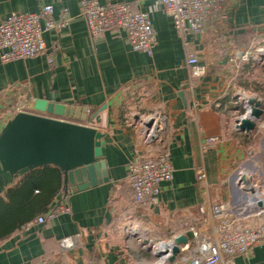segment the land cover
Masks as SVG:
<instances>
[{
	"label": "crops",
	"instance_id": "0c3cea01",
	"mask_svg": "<svg viewBox=\"0 0 264 264\" xmlns=\"http://www.w3.org/2000/svg\"><path fill=\"white\" fill-rule=\"evenodd\" d=\"M117 1L148 14L155 41L150 56L132 51L122 33L108 31L91 40L77 0H0V21L12 12L33 13L44 5L52 6L54 20L62 10L67 19L64 28L44 32V52L0 62V131L17 112H31L35 99L73 108L75 115L62 117L70 122L87 124L98 113L94 126L104 134L108 177L81 191L63 185L49 209L65 198L70 212L2 238L0 264H154L155 245L146 234L158 230L167 234L166 242L179 235L190 240L192 228L208 232L213 223L202 219L199 205L227 204L238 225L256 220L244 211L250 192L237 178L241 173L251 176L264 195V90H256L262 115L253 143L254 129L240 132L234 127L239 117H230L235 105L244 110V98L252 96L247 92L253 60L230 59L264 46V0H222L227 19L210 21L203 34L190 40L188 49L205 70L198 78L191 77L185 48L159 0H97L102 5ZM237 94L246 96L237 100ZM157 115L165 117L164 129L146 145L140 123ZM207 138L217 140L207 144ZM163 151L172 167L171 180L160 185L154 205L138 207L127 166L137 155ZM199 169L205 172L203 182L197 179ZM18 180L3 178L0 197ZM76 233L81 234L80 245L58 254L57 240ZM142 239L148 243L142 245ZM234 264H264V245L236 257Z\"/></svg>",
	"mask_w": 264,
	"mask_h": 264
},
{
	"label": "built area",
	"instance_id": "2783aa9c",
	"mask_svg": "<svg viewBox=\"0 0 264 264\" xmlns=\"http://www.w3.org/2000/svg\"><path fill=\"white\" fill-rule=\"evenodd\" d=\"M164 13L170 17L173 30L185 48V63L191 68L193 78L203 76L204 66L200 65L195 54L189 50L190 40L204 33L207 24L212 20H226L227 15L222 9V0H159ZM79 15L84 20L87 35L91 40L100 38L105 32L122 33L132 51L152 54L154 48L153 29L147 13L133 9L129 2L117 1L111 4H99L97 0H77ZM51 5L41 6L33 13L12 12L0 21V62L6 63L17 59L32 58L45 51L44 32L59 30L67 25L65 11L62 10L57 20L52 18ZM255 56L264 58V46L253 50L238 52L231 61L248 62ZM51 62V58H48ZM245 114L247 111L244 106ZM245 116V115H244ZM243 117V116H242ZM241 118V116L239 117ZM151 120L149 126L146 122ZM165 117L151 116L140 123L142 141L148 145L160 135L165 126ZM260 128H263L262 125ZM155 136V139L153 138ZM216 138H207L205 143L215 142ZM253 152L248 153V159ZM172 177V167L167 152L154 156H135L127 166L126 178L133 193L134 204L148 208L156 203L160 185ZM205 172L199 169L197 179L205 180ZM243 188H252L243 206L244 211L253 219L252 225L236 224L237 218L230 217L227 204L213 205L206 208L199 205L198 211L202 219L209 217L213 226L208 232L191 229V239L178 245V253L174 264H234L236 257L244 256L252 248L264 245V195L252 182ZM260 203V205H258ZM69 204L64 199L42 215L37 216L20 227L23 231L53 220L56 216L68 214ZM237 217V216H236ZM251 218V219H252ZM81 243V234L65 236L57 240L58 254L64 255ZM164 243L162 249L166 254L157 258L154 264H167L172 240ZM158 243V244H159ZM157 244V245H158ZM154 246V251L160 248ZM86 264H91L88 262Z\"/></svg>",
	"mask_w": 264,
	"mask_h": 264
},
{
	"label": "water",
	"instance_id": "95a60500",
	"mask_svg": "<svg viewBox=\"0 0 264 264\" xmlns=\"http://www.w3.org/2000/svg\"><path fill=\"white\" fill-rule=\"evenodd\" d=\"M243 103L246 113L251 109V114L247 118H237L234 127L247 134L255 128L262 109L255 97H245ZM31 109V112H17L0 131V182L3 178L8 182L18 180L28 172L45 166H54L61 171L65 188L71 186L81 191L108 181L102 153L104 134L94 126L100 121L98 113L91 114L87 124H82L62 119L76 112L53 101L35 99ZM82 112L80 119L84 121L85 111ZM150 123L151 120H148L146 126ZM237 179L244 187L251 182V176L245 173ZM246 189L253 191L252 188ZM186 242V237L182 235L172 239L167 263L174 261L178 245ZM147 243L146 239L141 240L142 245ZM164 254V249L154 251L157 258Z\"/></svg>",
	"mask_w": 264,
	"mask_h": 264
},
{
	"label": "trees",
	"instance_id": "16d2710c",
	"mask_svg": "<svg viewBox=\"0 0 264 264\" xmlns=\"http://www.w3.org/2000/svg\"><path fill=\"white\" fill-rule=\"evenodd\" d=\"M253 131L258 137L257 129ZM62 186L61 171L45 166L28 172L8 187L0 197V240L47 212Z\"/></svg>",
	"mask_w": 264,
	"mask_h": 264
},
{
	"label": "rangeland",
	"instance_id": "374dc122",
	"mask_svg": "<svg viewBox=\"0 0 264 264\" xmlns=\"http://www.w3.org/2000/svg\"><path fill=\"white\" fill-rule=\"evenodd\" d=\"M252 68L250 71V75H249V83L248 86L250 88V90H248L247 93H249V95H252L251 97H256V95H258L259 89L264 90V79H262V75H264V58L258 59L256 56L252 61L251 64ZM239 82V81H238ZM242 93V92H239ZM244 94V93H242ZM248 95V94H247ZM246 96V95H244ZM243 95L237 94L236 98L237 100H241V98L244 97ZM241 102V101H240ZM242 104V103H241ZM237 108H235V112L233 114L230 115V117H242L245 115V110L241 109V105H235ZM238 109V110H237ZM256 135L254 137V139H252V142L254 143V141L256 140ZM148 238H150L154 245H157L159 242H162L165 240L167 234L163 233V232H159L154 231V232H148V234H146Z\"/></svg>",
	"mask_w": 264,
	"mask_h": 264
},
{
	"label": "bare ground",
	"instance_id": "6f19581e",
	"mask_svg": "<svg viewBox=\"0 0 264 264\" xmlns=\"http://www.w3.org/2000/svg\"><path fill=\"white\" fill-rule=\"evenodd\" d=\"M163 247H164V243H159V244L157 245V248L162 249Z\"/></svg>",
	"mask_w": 264,
	"mask_h": 264
},
{
	"label": "clouds",
	"instance_id": "9594fccd",
	"mask_svg": "<svg viewBox=\"0 0 264 264\" xmlns=\"http://www.w3.org/2000/svg\"><path fill=\"white\" fill-rule=\"evenodd\" d=\"M251 114V109L248 110V112L245 114L244 118H247Z\"/></svg>",
	"mask_w": 264,
	"mask_h": 264
}]
</instances>
